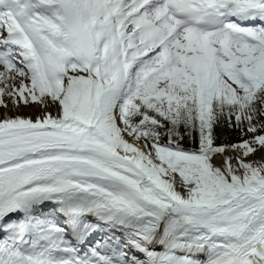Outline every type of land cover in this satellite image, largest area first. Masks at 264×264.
Wrapping results in <instances>:
<instances>
[{
  "label": "snow or ice",
  "instance_id": "obj_1",
  "mask_svg": "<svg viewBox=\"0 0 264 264\" xmlns=\"http://www.w3.org/2000/svg\"><path fill=\"white\" fill-rule=\"evenodd\" d=\"M0 109V264H264V0H0Z\"/></svg>",
  "mask_w": 264,
  "mask_h": 264
},
{
  "label": "bare ground",
  "instance_id": "obj_2",
  "mask_svg": "<svg viewBox=\"0 0 264 264\" xmlns=\"http://www.w3.org/2000/svg\"><path fill=\"white\" fill-rule=\"evenodd\" d=\"M3 112V109H0V113H2ZM34 112V109H32V108H24V109H22V114H24V115H29V114H32ZM232 153H229V155H231ZM260 155V153H257V157ZM256 157H253V159H255ZM222 159V157H218L217 158V163H219L220 162V160Z\"/></svg>",
  "mask_w": 264,
  "mask_h": 264
},
{
  "label": "trees",
  "instance_id": "obj_3",
  "mask_svg": "<svg viewBox=\"0 0 264 264\" xmlns=\"http://www.w3.org/2000/svg\"><path fill=\"white\" fill-rule=\"evenodd\" d=\"M224 136L227 137V142H234L237 139L234 133L225 132Z\"/></svg>",
  "mask_w": 264,
  "mask_h": 264
}]
</instances>
